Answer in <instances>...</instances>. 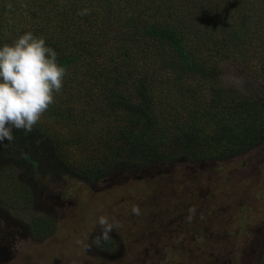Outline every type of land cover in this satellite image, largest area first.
Returning <instances> with one entry per match:
<instances>
[{
    "label": "trees",
    "instance_id": "obj_1",
    "mask_svg": "<svg viewBox=\"0 0 264 264\" xmlns=\"http://www.w3.org/2000/svg\"><path fill=\"white\" fill-rule=\"evenodd\" d=\"M183 1L0 0V45L14 42L3 30L12 14L23 20L21 35L44 38L66 68L60 102L78 125L74 144L84 156L66 164L71 175L92 183L121 164L221 162L264 141V0ZM227 60L257 62L249 71L259 88L225 85ZM3 142L19 148L14 139ZM20 153L38 173L34 157ZM55 157L65 160L59 149ZM31 203L30 188L11 167L1 169L0 204L17 212ZM40 222L34 237L47 232L49 222Z\"/></svg>",
    "mask_w": 264,
    "mask_h": 264
},
{
    "label": "rangeland",
    "instance_id": "obj_2",
    "mask_svg": "<svg viewBox=\"0 0 264 264\" xmlns=\"http://www.w3.org/2000/svg\"><path fill=\"white\" fill-rule=\"evenodd\" d=\"M183 2L188 3L187 0ZM196 2L202 3L200 0ZM3 18V30L7 36L15 37V41L21 36L19 21L23 20L12 14ZM226 64L222 75L225 85L240 92L259 88L254 71H249L251 66H257V62L252 60L247 66H239L227 60ZM61 97L62 91L54 95V103L49 105L31 131L22 129L21 135H13L18 149L0 142V171L11 167L15 179L30 191L38 189L44 191V195L54 197L60 194V202L63 203L61 207H45L37 204L38 199L36 203L32 199L30 207L19 205L17 212L0 204V228L20 230L17 227L22 226L26 229L0 231V239L7 237V242L0 241V264H224L227 263V252L232 250H235L232 261L264 264V141L224 161L203 162L207 167L202 168L207 170L210 167L217 173H207L200 182L206 183L201 187L199 184L195 186L200 194L207 196L202 200L207 202L206 207L197 204L195 211L199 214L194 212L191 215L193 225L189 221L183 223V229L191 231L195 238L192 241L191 235L183 239L182 236L174 237L168 248L159 251L162 238L156 241L157 231H160L164 220L176 217L171 212L179 204V200L165 202L172 185L158 180L147 184L141 180L144 174L139 171V166L127 164L118 165L109 177L105 176L110 180L105 185L103 177L90 183L71 175L66 164H79L84 156L80 160L82 146L74 144L78 125L68 121ZM85 112L93 116L97 109L87 105ZM54 116L60 117L56 120ZM55 135L59 136V144ZM21 149L39 163L38 173L33 167L22 165ZM57 149L63 153L64 162L55 157ZM129 171L131 177L125 179ZM115 175L119 177L111 179ZM109 183L113 184L106 186ZM245 199L248 201L244 202ZM136 206L140 209L139 215L132 212ZM100 217H106L112 225V231L107 233L113 234L117 240V245L110 248L112 250L101 247L99 239L93 237L104 234L105 229L99 224ZM44 219L49 221L48 231L43 237H34L31 233L36 229L34 224H41ZM203 223L206 231L202 229ZM142 235L143 246L130 248L131 239ZM252 241H255V246L249 245ZM184 242L190 246H185ZM220 250L226 254L219 257ZM102 254L113 257L109 259ZM257 254V258L253 257ZM163 255H166V260ZM142 257L143 261L140 260Z\"/></svg>",
    "mask_w": 264,
    "mask_h": 264
},
{
    "label": "clouds",
    "instance_id": "obj_3",
    "mask_svg": "<svg viewBox=\"0 0 264 264\" xmlns=\"http://www.w3.org/2000/svg\"><path fill=\"white\" fill-rule=\"evenodd\" d=\"M88 12L85 8L79 14ZM57 56L44 38L30 31L10 45H0V142L13 140V129L31 131L54 103V95L62 90L66 75ZM132 212L139 215V207H133ZM99 224L107 238L112 225L106 217H100Z\"/></svg>",
    "mask_w": 264,
    "mask_h": 264
},
{
    "label": "flooded vegetation",
    "instance_id": "obj_4",
    "mask_svg": "<svg viewBox=\"0 0 264 264\" xmlns=\"http://www.w3.org/2000/svg\"><path fill=\"white\" fill-rule=\"evenodd\" d=\"M202 166H206V165H204L203 162H190V161H186V160L175 161L173 163L157 162V163L151 164L149 166H139V171L144 174L142 176L141 180H144L145 183L152 184L158 180L160 183L168 182L172 185L171 191L169 190V192H167L168 198L165 199V202L171 203V202H174L176 200H179V204L177 206H175L171 212V214H176V217L171 219V220H169V219L167 221L164 220L163 225L160 226V228H159L160 231H157L158 236H156V241L158 242L162 238V241L159 245V251H164L165 248H168L170 246L172 240L174 239V237L177 238L178 236H182V239H183V238H186V237L191 235L190 239L192 241L194 240L195 237L192 235L191 231H185L183 229V223L185 221H189V223H191L193 225L194 218L193 217L191 218V215L194 212H196L195 209H196L197 204H199V207H206L205 204H207V202H204L202 200L205 199L207 196H204V194H202V193L200 194V190L198 187H201V184L206 183V182L200 183L201 180L204 178V176L206 177L207 173L213 172L214 170L211 169L210 167H208V169L205 170V168L207 166L205 168H202ZM214 172H216V171H214ZM115 174H118V173H115ZM128 175L129 176H126L124 178L128 179L131 177L130 171L128 172ZM109 176L110 175H108V177ZM115 177H119V175H115L111 179H113ZM108 181H110V180L104 178L102 180V183L105 185ZM112 184L113 183H109L106 186H110ZM196 184H199L197 188H195V186H197ZM164 186L168 187V184H164ZM32 193H33L34 197L32 196ZM60 196H62V195L59 194L57 197H54L53 195H50V194L44 195V191L42 192V191H39L38 189L34 192H32V190H31V197H32V199H35L34 202L36 203V200L38 199L39 202L37 201V204L44 205L45 207L46 206L52 207L53 205H55V207H61L63 203L60 202L61 201ZM247 201L248 200L245 199L244 202H247ZM196 214L198 215L199 213L196 212ZM215 218H218V217H215ZM41 224H43V223L41 222ZM203 224H204V226L202 227V229L204 231H206L205 223H203ZM17 228L20 230H16L14 227H12L10 230L4 229L1 227L0 231H4V230H6V231H12V230L25 231L26 230L22 226L17 227ZM45 228L48 231V223H47V227H45ZM144 230L147 231L146 229H144ZM95 231H99V229H95ZM142 233H144V231H142ZM93 237H96L97 239H99L98 240L99 242L102 241L101 243L106 246L107 250H112L110 248L112 246L117 245V240L115 239V236H113V234L107 235V238H105L104 234H99V235L95 234V235H93ZM143 237H144L143 235L140 238H137L134 236V239H131V245L129 247L134 248L137 245L142 247L143 246V241H142ZM6 238L7 237H1L0 241L3 240V241H1L2 243L7 242ZM190 239H186V240H190ZM102 244H100L101 247H103ZM188 244H189L188 242H184V245L187 247L190 246ZM107 245H109V248L107 247ZM249 245L255 246V241H252ZM103 248H105V247H103ZM174 248H176V247H174ZM4 250L7 252L6 247L4 248ZM240 250L241 249H239V251ZM234 251L235 250L228 251L231 254L230 256H229V253L227 252V257H228L227 263L240 264V261L237 262V261L231 260L232 253ZM251 253H253V252H251ZM251 253L249 254L250 256H251ZM224 254H226V253L221 251V250L218 252L219 257H221ZM257 256H258V254L256 256H253V257L257 258ZM103 257H108L109 259H111L113 257V255H108V256L103 255ZM253 257H251V258H253ZM162 258H164L166 260V255H163ZM140 260L143 261L144 258L142 257ZM170 261H172V260H170ZM227 263H224V264H227Z\"/></svg>",
    "mask_w": 264,
    "mask_h": 264
}]
</instances>
